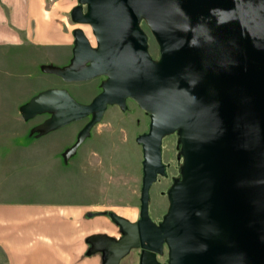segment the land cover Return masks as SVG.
I'll list each match as a JSON object with an SVG mask.
<instances>
[{
    "label": "water",
    "instance_id": "water-1",
    "mask_svg": "<svg viewBox=\"0 0 264 264\" xmlns=\"http://www.w3.org/2000/svg\"><path fill=\"white\" fill-rule=\"evenodd\" d=\"M71 19L89 25L93 47L74 32L73 58L56 73L65 82L105 77L89 104L63 89L40 93L29 112H52L57 125L127 99L150 117L142 146L138 219H112L106 264L141 249L140 264H264V0H79ZM145 24L158 46L148 50ZM177 132L180 178L167 191L159 225L149 189L162 175L161 139ZM149 257L146 263L145 257Z\"/></svg>",
    "mask_w": 264,
    "mask_h": 264
},
{
    "label": "rangeland",
    "instance_id": "rangeland-1",
    "mask_svg": "<svg viewBox=\"0 0 264 264\" xmlns=\"http://www.w3.org/2000/svg\"><path fill=\"white\" fill-rule=\"evenodd\" d=\"M141 26L155 59L157 43L146 25ZM90 39L95 47L93 35ZM104 79L65 82L32 47L0 49L1 204L79 207L95 215L138 218L143 154L137 138L148 132L147 113L130 99L123 106L108 105L79 140L91 115L57 125L52 112H29L32 101L48 89H63L75 102L89 104ZM163 144L170 170L169 177H158L150 186L148 207L153 217L166 212L168 187L180 177L182 156L176 137L167 136ZM170 176L177 177L172 181ZM0 264H5L1 251Z\"/></svg>",
    "mask_w": 264,
    "mask_h": 264
},
{
    "label": "crops",
    "instance_id": "crops-1",
    "mask_svg": "<svg viewBox=\"0 0 264 264\" xmlns=\"http://www.w3.org/2000/svg\"><path fill=\"white\" fill-rule=\"evenodd\" d=\"M77 6L79 0L50 4L0 0V49L29 46L46 64L67 68L73 58L74 32L81 30L89 41L92 36L89 25L71 19ZM121 236L111 217L89 209L0 203V251L5 264H106L109 253L104 248ZM119 262L139 264L135 251Z\"/></svg>",
    "mask_w": 264,
    "mask_h": 264
},
{
    "label": "flooded vegetation",
    "instance_id": "flooded-vegetation-1",
    "mask_svg": "<svg viewBox=\"0 0 264 264\" xmlns=\"http://www.w3.org/2000/svg\"><path fill=\"white\" fill-rule=\"evenodd\" d=\"M158 57H159V54H158ZM157 57V58H158ZM157 58H155V59H157ZM154 59V58H153ZM167 136H175L176 137V141H177V144H178V150L180 151V144H179V139H178V135H177V132H174V133H172V134H169V135H167ZM167 136H165V137H163L162 139H161V143H160V151H161V163H162V165H163V171H164V173L162 174V175H158L157 176V178L158 177H164V176H167V177H169V168H170V164L169 163H166L165 161H164V157H163V146H164V140H165V138L167 137ZM179 154H180V157L182 156L181 155V152H178ZM179 160V159H178ZM179 161H181V163H180V166H182V161H183V159H182V157H181V160H179ZM171 177V180L172 181H174V178H176L177 176H170ZM180 178V177H179ZM178 178V179H179ZM170 187V186H169ZM168 187V188H169ZM160 216H157V217H153V216H151L150 215V218H151V221L155 224V225H159L160 224V222L162 221V218L164 217V215H165V212L164 213H162V214H159ZM138 219V218H137ZM136 219V220H137ZM135 220V221H136ZM135 221H132V222H135ZM123 235V234H122ZM131 251H135L136 252V254H137V257H138V263L140 264V255H141V249H132ZM130 251V252H131ZM160 258H162V260L160 259ZM145 261H146V263H148V261H149V257L148 256H146L145 257ZM155 260L159 263V264H165V262L167 261V255H166V252H163V254H160V255H156L155 256ZM153 264V263H152Z\"/></svg>",
    "mask_w": 264,
    "mask_h": 264
}]
</instances>
